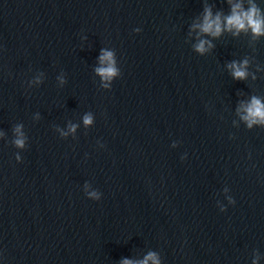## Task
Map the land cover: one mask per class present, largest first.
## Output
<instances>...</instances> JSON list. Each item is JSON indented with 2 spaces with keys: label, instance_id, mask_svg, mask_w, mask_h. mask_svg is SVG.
<instances>
[{
  "label": "water",
  "instance_id": "95a60500",
  "mask_svg": "<svg viewBox=\"0 0 264 264\" xmlns=\"http://www.w3.org/2000/svg\"><path fill=\"white\" fill-rule=\"evenodd\" d=\"M235 5L264 20V0H0V264H264L244 119L264 31L228 30Z\"/></svg>",
  "mask_w": 264,
  "mask_h": 264
},
{
  "label": "clouds",
  "instance_id": "9594fccd",
  "mask_svg": "<svg viewBox=\"0 0 264 264\" xmlns=\"http://www.w3.org/2000/svg\"><path fill=\"white\" fill-rule=\"evenodd\" d=\"M257 16L258 9L254 5L248 11H243L241 5H235L233 7V14L226 18V27L228 30L235 28L237 31L245 29L246 27H251L255 34H261L262 31H264V28H262V25H264V20L258 19ZM200 27L203 32L209 33L213 36H218L222 31L221 18L219 15L213 18L211 10H208L204 18V23ZM206 43L209 42L201 41L200 44L197 45V49L201 52L205 51ZM101 61H108L109 66L106 68L97 69V71L101 73L105 79H110L116 71L115 68L111 66L112 53L105 52L101 56ZM244 65H247V61H244ZM230 67L233 69V75L235 78L243 79L246 77L247 73L243 66L233 63L230 65ZM246 111L248 115H246L244 119L249 122V127H251L253 123L264 122V104H261V102L255 97L253 98L252 103L247 106ZM89 123H91V117H85V124ZM23 143L24 142L22 139H18L16 141L18 146H23ZM148 259H155L154 254H151ZM125 264H131V261H125ZM143 264H147V260H145Z\"/></svg>",
  "mask_w": 264,
  "mask_h": 264
}]
</instances>
